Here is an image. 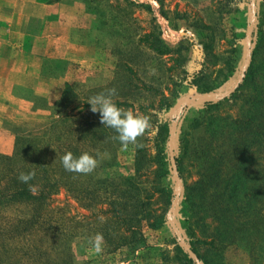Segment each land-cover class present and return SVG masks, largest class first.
Here are the masks:
<instances>
[{
    "label": "rangeland",
    "instance_id": "374dc122",
    "mask_svg": "<svg viewBox=\"0 0 264 264\" xmlns=\"http://www.w3.org/2000/svg\"><path fill=\"white\" fill-rule=\"evenodd\" d=\"M251 3L252 0L250 5ZM255 5L256 9L253 11L248 8L246 0H0V50L11 37L19 41L23 33L28 32L30 37L37 36L35 46L42 47L40 54L43 72L57 75L62 70L55 68L51 58L60 44L65 48L72 45L79 58L61 75L60 84L63 86L66 81L75 80L90 83V86L105 84L111 80L119 62L124 67L133 58L132 64L136 70L133 80L141 88L132 89L141 101L127 109L142 115L147 114L141 110L139 102H158L157 97L154 98L152 92L143 85L144 82L161 87L170 86L172 89L175 87L172 77L181 72L179 76H184V81H179L174 92L169 93L170 89L166 88V93L170 95L167 109L172 114H177L184 106L177 124L178 141L176 138L174 141V152L177 149V153L181 154L183 143L187 140L190 151L198 142L209 144L216 124L225 121L223 116H228L230 120L233 116H245L243 111L248 107L250 91L246 88L233 95L239 85L235 86L232 68L244 58L246 60L247 35L254 16L252 33L256 25L261 23L264 26V0H255ZM150 30L158 32L170 44L174 53L157 55L145 47L137 49L136 39L139 33ZM256 38L257 36L255 40ZM255 47L256 41L250 46L249 64ZM15 59L21 61L22 54L18 53ZM8 64L7 59L0 58V154L6 155L13 153L17 135H49L54 113L53 102L59 97L56 95L61 88L56 83L50 93L47 91L45 95H34V108H38L42 116L33 114L31 117L29 113L18 112L15 117L21 124L26 123V126L16 132L14 125L15 130L12 131L10 95L28 94L29 91L21 85L12 84L9 78L11 75L4 69ZM170 66L174 69L171 70ZM137 72L139 76L136 75ZM39 87L38 89L46 88L44 85ZM230 88L234 90L222 96ZM212 90L222 92L218 98L210 99L216 104L201 102L207 99L205 93ZM49 98L54 101L49 103ZM152 110L157 116L147 115L151 131L139 135L136 142H129L126 147L121 145L117 150L119 163L102 169V174L133 173L138 140L154 150V137L160 115L158 108ZM216 136L219 139L213 142V146L220 149L223 137L219 132ZM9 138L13 139L10 144L7 143ZM254 149V158L247 165L246 173L264 177V144H257ZM193 158L192 152L188 158H184L182 173L179 174L178 171L181 190L178 191L177 186L173 190L171 205L175 199L177 202L172 218L178 232L170 222L158 228L145 226L148 245L135 253L126 249L109 251L103 240L97 250L93 243L94 236H80L73 243L75 253L81 260L80 264H193L192 255L186 250L184 243L197 253L202 264H205V258H216L214 245L209 239L215 221L213 213L205 211L195 185L203 169ZM1 166L0 162V168ZM228 171L233 172L231 167H228ZM187 194L193 196V204H185ZM242 196L239 203L243 204L247 202L250 193L245 192ZM53 202L65 204L72 214L89 213L63 188L54 194ZM162 202L165 206L166 203L162 200L160 205ZM256 206H261L260 200L255 203ZM263 237L253 252L241 243L227 246L223 258L216 259L217 264H264Z\"/></svg>",
    "mask_w": 264,
    "mask_h": 264
},
{
    "label": "trees",
    "instance_id": "16d2710c",
    "mask_svg": "<svg viewBox=\"0 0 264 264\" xmlns=\"http://www.w3.org/2000/svg\"><path fill=\"white\" fill-rule=\"evenodd\" d=\"M246 1L252 10L250 0ZM254 41L251 62L233 93L249 89L245 116H233L231 120L223 116L225 121L216 124L209 144L198 142L190 151L187 140L183 143V153L175 150L179 174L190 152L203 169L195 185L205 211L213 213L215 223L209 239L217 255L205 258V264H217L216 259L223 258L225 248L235 243L253 252L264 236V177L246 173L254 158V146L264 144V26L261 23L253 30L251 44ZM136 45L137 49L145 47L157 55L174 53L170 44L152 30L139 33ZM131 59L124 67L119 62L111 80L105 84L90 86L77 80L66 81L53 102L49 135H17L13 153L0 154V264H80L73 246L75 239L95 237L98 233L109 251L126 249L135 253L148 245L145 226L158 228L169 223L167 211L177 186L169 135L176 114L167 109L170 95L166 88L170 89L169 93L174 92L179 81H184V76H179L181 72L172 77L175 84L172 89L143 84L158 101L139 102L147 115L157 116L152 109L158 108L154 150L138 140L133 173H101L102 169L119 163L117 150L122 143L116 138V130L102 124L99 111H93L87 100L114 86L117 90L114 99L125 109L141 101L132 89L141 86L133 80L136 70ZM244 62L245 58L232 68L235 82ZM221 94L218 90L208 91L207 99L201 102L215 105L210 99ZM150 131L147 127L144 133ZM218 132L223 137L220 149L213 146L219 139ZM178 134L177 128V141ZM67 151L75 155L85 151L99 154V163L89 173L68 171L61 160ZM228 167L233 172L229 173ZM32 169L35 175L30 181L18 179L21 171ZM62 188L89 213L72 214L65 204H55L53 196ZM245 192L250 193L247 202L239 203ZM192 197L187 194L185 204H193ZM161 200L165 206L163 202L160 205ZM258 200L261 206L255 207ZM191 260L200 264L193 256Z\"/></svg>",
    "mask_w": 264,
    "mask_h": 264
},
{
    "label": "crops",
    "instance_id": "0c3cea01",
    "mask_svg": "<svg viewBox=\"0 0 264 264\" xmlns=\"http://www.w3.org/2000/svg\"><path fill=\"white\" fill-rule=\"evenodd\" d=\"M36 37L37 36H35V38L30 37L28 32L23 33L22 38L19 41L11 37L10 41H8L3 47V49L0 50V58L7 59V62L9 63L4 67V69L8 71L9 75H11V77L9 78L11 79L12 84L13 85L16 84L15 86L21 85L27 88L26 89L27 92L29 91L28 94L11 93L9 98V100L12 101L11 104L9 105L10 110L13 112V114H11L10 122L13 127L12 131L15 130L14 129V125H15L17 129L16 132L20 129H23L21 127L26 126V123L23 122V124H21L20 120L19 121L17 120V118L15 117L16 113L18 112L19 113L23 112L25 114L29 113L32 115L31 117H33V114L37 116L38 115L42 116V114L39 113L40 110L38 108L37 109L34 108V104H35L33 100L34 95L36 94L45 95V92L47 91L48 93H50L51 90H53L52 89L53 86L54 87L56 86V83H59V87L61 88L64 87L63 84H60L62 80L61 75L45 74L43 72V67L41 63L42 57L40 54V52L42 51L41 49L42 47H39L37 45L35 46V44H37ZM74 49L75 47L72 48V45H68L67 48H65L60 44L57 48V52H55L53 58H51V61L52 63H54L55 68L62 70V72L69 70L70 64L73 61L75 62V60L79 58L76 55V51ZM18 53L22 54L23 61L22 60L17 61L16 59L14 60V57ZM18 71L20 72V74H17ZM1 83L3 86V82ZM42 85H44L46 88L38 89L40 88L39 86ZM61 88H59L56 97L60 95L62 91ZM48 101L49 103H52L54 100H51L49 98ZM14 121L16 122V124ZM16 132H14V134ZM12 142L13 139L9 138L7 143L10 144Z\"/></svg>",
    "mask_w": 264,
    "mask_h": 264
},
{
    "label": "clouds",
    "instance_id": "9594fccd",
    "mask_svg": "<svg viewBox=\"0 0 264 264\" xmlns=\"http://www.w3.org/2000/svg\"><path fill=\"white\" fill-rule=\"evenodd\" d=\"M116 94L117 90L113 86L90 96L87 101L91 104L93 111H99L102 124L114 128L118 133L116 138L126 147L129 142H136L137 137L144 133L145 129L150 126V119L147 115L125 109L117 104L114 99ZM98 155H93L88 151L75 155L73 152L67 151L61 160L64 168L68 171L89 173L99 163ZM34 175V169L21 171L18 179L28 182ZM29 187L32 186L29 185ZM102 240V234H96L93 243L97 250L100 249Z\"/></svg>",
    "mask_w": 264,
    "mask_h": 264
},
{
    "label": "water",
    "instance_id": "95a60500",
    "mask_svg": "<svg viewBox=\"0 0 264 264\" xmlns=\"http://www.w3.org/2000/svg\"><path fill=\"white\" fill-rule=\"evenodd\" d=\"M251 5H252V10L255 11V9H256L255 0H252ZM254 21H255V16H254L253 22L249 28L248 35H247V46H248L247 57H246L244 65H243V68L241 70V74L235 83V86H238L239 83L242 81L244 74H245V71L248 67L249 61H250L251 33H252ZM233 90H234V88H230L224 94H222V96H226L227 94H229ZM217 98H215V99H217ZM183 109H184V106H182L180 111L176 114L175 119H174L173 124H172V127H171V132H170V157H171V162H172V166H173V171L176 175L178 191L181 190V184H180V180H179V176H178V168H177L175 152H174V141H175V132H176L177 124H178V121H179V118H180V115H181V112L183 111ZM176 202H177L176 199L172 202V205L168 211V219H169L170 224L173 226L174 230L176 232H178L177 226H176V224L172 218V211H173L174 206L176 205ZM184 247L200 264H202L197 253L189 245L184 243Z\"/></svg>",
    "mask_w": 264,
    "mask_h": 264
}]
</instances>
